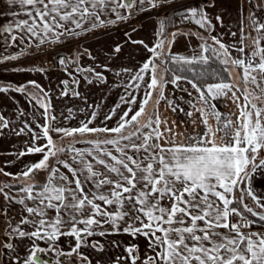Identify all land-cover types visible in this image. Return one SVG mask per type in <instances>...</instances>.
<instances>
[{
    "label": "snow or ice",
    "instance_id": "1",
    "mask_svg": "<svg viewBox=\"0 0 264 264\" xmlns=\"http://www.w3.org/2000/svg\"><path fill=\"white\" fill-rule=\"evenodd\" d=\"M170 0H147L152 8L166 5ZM9 4L19 3L21 6H28V20L16 25L20 31H26L31 38H39L43 44L49 34H53L59 41L64 32H73V29L66 28L65 23L70 22L76 28H82L81 20L95 16L98 24L102 25L99 19V11L107 8L109 3H115L117 8L131 9V2L124 0H8ZM145 3V0H140ZM249 8L255 4L257 8H264V0H242L239 8L244 5ZM215 7L214 0L202 8H188L181 16V22L191 21L201 29L214 30L211 18L206 8ZM112 11L115 13L116 9ZM77 16L80 19H77ZM117 20H125L127 17L116 13ZM216 21L223 23L222 17L217 15ZM247 20L251 22L252 29L256 32L252 40L251 55L248 56L244 43V27L242 21L241 47L236 49L245 54L246 59L230 58L234 67L243 69V81H249L260 87L264 81V23L257 22L254 16L249 13ZM114 23V21H110ZM166 25L160 22L157 36L160 37L154 48L149 51L153 59H160L164 53L166 43ZM57 29L64 31L57 32ZM7 31L11 32V29ZM79 33H77L78 35ZM184 33H172V40L167 41L169 49L175 42L178 35ZM186 35V34H184ZM233 36L236 33H232ZM15 41L17 37L11 36ZM23 39V37H21ZM213 43L224 50L227 57L228 51L218 37H212ZM133 43H143L133 41ZM39 47V44L37 45ZM147 47V46H146ZM199 56L180 57L167 56L168 59L179 63L192 65L194 63H208V57L204 53L209 51L208 46L201 45ZM160 50L159 52L157 50ZM117 52L120 48L115 49ZM215 52L216 50L213 49ZM22 49L19 55H25ZM17 55L0 58V64L7 60L15 61ZM258 58V62H257ZM161 60V63H165ZM61 65L66 61L61 58ZM227 64L228 60H222ZM158 65L153 60L143 64V67L133 77L136 81H143L142 73L151 71V82L147 88L151 89L146 93L144 99L139 102V108L133 109L131 105L136 104L135 97H121V101L129 107L120 116L118 125L114 128H90L88 120L82 123L79 128L67 129L57 128L51 125L56 119L52 116L49 120L48 112L50 103H43L40 106L44 109L46 123L38 125L42 129L43 138L47 143L43 146L33 144L28 147V153H41L42 159L24 170L21 175L25 180L34 179V173L40 170H48L47 181L43 184L28 183L20 189L25 195L22 198L13 197L5 192V187L0 186V194L5 201L11 204L13 201L22 206L23 212L20 219L13 222L8 216V209H0L4 218L8 220L4 235L7 239L0 237V264H46L40 255L46 252H56L57 255L72 256L76 254L81 261L86 257L82 256L80 249L91 246L96 251H104V245L97 240H90L94 236L105 237L107 235L127 234L133 239L143 236L148 241V249L151 254H145L142 258L139 254V247L135 244L125 246L127 256L116 257L115 264L125 261L127 264H264V197L257 196L251 189L252 177L258 170H264V159H257L264 149V108H258L249 99L251 93L245 88V103H239L237 89L233 91V85L227 82L208 84L201 88L194 80L183 76H174L171 81L165 79L164 75H158ZM14 71H25V69H14ZM28 71H42L40 68L28 69ZM81 71H85L81 69ZM87 71H93L88 69ZM224 71H229L225 68ZM258 72L260 81L252 73ZM96 78L103 80L100 73H95ZM180 80H186L188 84L198 93V100L201 106L192 105L194 111H188L185 115L189 118L199 113L200 121L205 125L206 131L203 134L184 135L174 133L173 128L168 126L166 119H161L159 112L153 109L150 115L146 116V108L153 99V92L159 89L155 104L165 99L163 87L165 83L176 85ZM91 83V78H88ZM66 86L68 81H63ZM38 89L47 96L39 84L29 81L26 85L9 87L0 85V93L7 94L10 91L27 94V88ZM139 88V84L135 85ZM264 92V87L260 88ZM236 103L239 115L233 120L215 111V106H210L209 98L215 100L220 96H228ZM61 95H67L62 91ZM79 95V93H75ZM191 95V93H189ZM259 100V96H253ZM169 107L175 112L178 105L168 101ZM120 108L117 104L113 109ZM183 111V109H180ZM71 113V109H69ZM131 113V115H130ZM21 115L23 113L21 112ZM96 113L92 114L95 119ZM141 118L145 122L141 123ZM216 121L214 128L209 124V119ZM111 119V116L107 117ZM10 121L0 116V131L9 128ZM175 121L172 122L175 125ZM195 124L196 120L193 119ZM135 126L134 131L125 134L130 126ZM25 128L28 125L25 124ZM141 129H151L144 133ZM55 131L63 136H74L79 133H114V138L94 142V150L87 154L76 152L72 157V164L66 161H59L63 168L71 173V179L60 172L56 167H50L49 160L56 157L58 152L65 149L57 148L49 132ZM28 131H32L28 128ZM165 132L172 138L166 137ZM24 133V129L16 132V135ZM176 136H183L178 140ZM34 141L41 139L38 134H33ZM127 141L122 144L121 141ZM111 145L113 149L105 150L101 145ZM132 153V154H130ZM25 155L24 152L19 153ZM91 157V160L86 159ZM94 161L95 163H93ZM75 165V167L73 166ZM100 167H96V166ZM3 169H0L2 172ZM4 175H10L4 173ZM249 184L246 194L255 204V208L244 202L245 189L241 188L239 199L235 197V191L241 184ZM90 184V187L88 185ZM74 185V186H73ZM235 203L243 206V211L234 207ZM256 209H259L257 211ZM249 213L250 219L244 213ZM238 217L235 222L232 217ZM108 224L111 232L104 229ZM27 225L31 231L23 226ZM83 225V227H80ZM226 230V231H221ZM61 236L75 238V245L70 252L64 253L56 250V242ZM29 239L31 246L27 249V255L21 257L17 252L15 241ZM37 241H43L47 247H40ZM114 245L119 242L112 241ZM50 264V262H48ZM62 264V262H58ZM91 264V261H89Z\"/></svg>",
    "mask_w": 264,
    "mask_h": 264
},
{
    "label": "crops",
    "instance_id": "2",
    "mask_svg": "<svg viewBox=\"0 0 264 264\" xmlns=\"http://www.w3.org/2000/svg\"><path fill=\"white\" fill-rule=\"evenodd\" d=\"M140 0H124L125 3L131 2L133 6ZM147 2V0H145ZM21 6L16 5V10ZM115 8L114 13L112 9ZM127 8H117L115 3H109L107 8L99 11V19L103 22L102 25L93 27L94 24H98L96 17L91 16L84 20H81L82 28H76L74 24L67 22L65 23L66 28L73 29L74 31L65 34H69L67 37L70 38V44L65 47L70 51V55L66 56L68 64L63 66L59 63V60L55 57L53 61L43 60L40 62H27L22 66L6 67L0 69V85L9 87L26 85L29 81H35L41 86L44 92L48 93L44 96L38 89L28 87L27 94L10 91L7 94L0 93V116H3L6 120L10 121L9 128L0 131V186L9 185L11 187H5L4 191L9 192L10 195L17 198H22L25 194L20 191L21 188L26 186L28 183L43 184L47 181L49 174L48 170H40L34 173V179L25 180L21 173L29 168L34 163L42 159L41 153H28L27 149L29 146L36 144L37 146H43L47 143V140L43 138L42 129L38 125H44L46 123L44 116V109L40 106L37 101L40 100L43 103H50V109L48 112L49 120L52 116L56 119L51 121V125L57 128H79L82 123H86L88 120L92 122L88 124L90 128H114L120 121V116L129 107L121 101V97H135L137 100L136 104L131 105L133 109L139 108V102L142 101L147 92L152 91L147 88V84L151 82V71L142 73L144 76L143 81H136L133 77L143 67V64L149 60H153V63L158 65V75L165 76V68L159 63L160 59H153V54L149 51L150 48H154L158 40L157 36L158 26L156 20L151 16H140L130 18L129 11ZM4 12V11H3ZM2 12V13H3ZM7 13V12H6ZM4 12V14H6ZM116 13L127 17L125 20H117ZM251 13L257 22L264 23V8H257L254 10V6L246 10V16L248 17ZM1 14V13H0ZM0 16L4 18V23L1 20L0 27V50L9 51L13 50V45L10 43V37L16 32H22L16 28V25L22 21L19 19L23 17L22 12L17 13L11 11L9 15ZM246 17V19H247ZM77 19H80L77 16ZM14 21L16 24L14 25ZM114 21V23H110ZM251 23V22H249ZM248 24L243 31L245 37L244 43L248 45L245 49L248 56L251 55L252 51V40L250 37H255L256 32L248 27ZM11 29V32L7 31ZM64 30V29H63ZM57 31V30H56ZM24 33V32H22ZM82 34L83 36L73 39L74 34ZM232 30H225L223 40H220L227 47L228 56L224 55V50L219 49L217 45L216 52H212L213 57L225 68H228L229 80L224 81L233 85V91H237L239 97V103L244 104V89L247 88L249 99L252 103H255L258 108H264V92H261L260 88L264 87V81H261L260 87L252 84L250 81L245 84L243 81V69L232 66L230 58L246 59L245 54L238 53L236 49L240 48L234 46ZM169 36V34L167 35ZM186 36V35H184ZM50 40H55L56 37L51 34ZM179 39V38H178ZM184 40V39H182ZM133 41H142L143 43H133ZM177 40V46L174 47L172 43L170 49L168 43H165L164 53L168 56H180V57H192L198 56L196 48L201 49L200 46H195L193 43L187 41ZM10 43V44H9ZM181 43V44H179ZM202 45H205L202 43ZM147 46V47H146ZM119 47L120 51L117 52L115 49ZM160 51L159 49L157 50ZM166 55V56H167ZM218 56V57H217ZM158 60V61H156ZM164 60V59H163ZM222 60H228L227 64H222ZM174 62V61H173ZM258 62V58H257ZM40 68L42 71H28V69ZM14 69H25V71H14ZM84 69L85 71H81ZM88 69L94 70L95 73H100L103 80L96 78L93 71H87ZM260 81V75L258 72L252 73ZM175 76V75H174ZM173 76V78H174ZM88 78H91L92 82H88ZM172 78V79H173ZM166 79V76H165ZM171 79V80H172ZM168 80V79H166ZM168 80V81H171ZM68 81L67 86L62 83ZM139 84V88L135 85ZM214 84V83H208ZM200 86L205 88L206 85ZM62 91H66L67 95H61ZM159 89L153 92V99L149 102L146 108V116L156 109L161 119L168 121V126L173 128L174 133H183L184 135H195L197 133L203 134L206 131L205 125L199 119V113H195L193 117L189 118L185 115L188 111H194L192 105L195 104L197 107L201 106V102L198 100V93L191 87L186 80H180L176 85L168 82L164 84L163 92L165 99L161 100L159 105L155 104V99L159 94ZM79 93V95H75ZM191 93V95H189ZM231 93L228 96H220L213 100L209 98L208 105L209 110H212L210 106H215V111H219L223 116L229 117L233 120L239 115V109L236 103L233 102ZM253 96H259L260 99H253ZM171 100L175 105H178L177 111H173L168 105V101ZM117 104H120V108L116 109L113 114V109ZM71 109V113L69 112ZM183 109V111H180ZM21 112L23 115H21ZM96 113L95 119H92V114ZM131 115V113H130ZM111 116V119L107 117ZM195 119L196 123L193 124L192 120ZM175 121V125L172 122ZM145 122V118H141V123ZM25 124L32 131H28L25 128ZM209 124L214 128L216 127V121L213 118L209 119ZM24 129V133L16 135V132ZM135 126L130 125L126 130L125 134L134 131ZM142 132H150L151 129H141ZM38 134L41 139L34 141L32 139L33 134ZM57 148L65 149L69 155L61 158L59 161H66L72 164V157L76 152H83L87 154L89 151L94 150V142L102 141L104 139L114 138V133H86V134H75L74 136H63L55 131L49 132ZM165 136L172 138L171 135L165 132ZM178 140H183V136H176ZM122 144L127 141H121ZM105 150L113 149L111 145H101ZM24 152L25 155L20 156L19 153ZM132 154V153H130ZM86 159L91 160V157ZM260 159H264V149L261 150L260 155L257 159L259 163ZM57 158L52 157L49 160L50 167H56L60 172L64 173L71 179V173L67 169L63 168L60 163H57ZM95 163L94 161H92ZM75 167V165H73ZM100 167V166H96ZM10 175H4V173ZM42 173V174H41ZM19 187L16 188L15 186ZM74 186V185H73ZM90 187V184L88 185ZM249 184H241L235 191V197L239 199L241 195L240 189H245L244 202L250 207L255 208V204L250 197L247 196L246 190ZM250 187L252 191L260 197H264V170H258L257 173L252 177ZM237 199V200H238ZM8 209V216L13 222L20 219L22 215H26L23 212L21 205L14 201L9 204L4 200L3 195L0 194V209ZM234 207L240 208L243 211V206L239 203H235ZM259 211V209H256ZM250 215L249 213H244ZM254 218V217H253ZM255 219V218H254ZM7 228L8 220L4 218L3 212H0V225ZM26 230L31 231L27 225L23 226ZM83 227V225H80ZM264 231V229H255ZM226 231V230H221ZM4 234V231H3ZM73 237L61 236L56 242V245L67 246ZM22 241H15L16 245H20ZM38 244L46 245L43 241H37ZM23 244H28V248L31 246L32 241L24 239ZM2 246V245H0Z\"/></svg>",
    "mask_w": 264,
    "mask_h": 264
},
{
    "label": "rangeland",
    "instance_id": "3",
    "mask_svg": "<svg viewBox=\"0 0 264 264\" xmlns=\"http://www.w3.org/2000/svg\"><path fill=\"white\" fill-rule=\"evenodd\" d=\"M213 0H170V2L166 5L152 8L151 5H149L146 1L145 3L141 4L140 1L136 2L135 6H132L131 10L129 11L130 18L132 16L140 17V16H151L156 20L158 30L160 28V22L163 21L165 23L166 27V43L167 41L172 40V33H184V34L178 35L175 38L174 47L177 46L178 43H176L177 40L181 41H187L190 43H193L196 47L202 45V43L206 44L209 48V53L212 55L213 49L217 47V44L213 43L212 37H218L220 40H223V35H225V30L228 28V30H232V33H236L235 36L232 35L234 46L237 45L240 46V38H241V27H242V21H243V27L244 30L248 24V27L251 29V23L246 19V10L250 9L246 4L244 5L243 9H240L239 6L242 3V0H214L215 7H209L206 8V12L211 18V22L214 25V30H205L201 29L198 25L191 21H184L181 22V16L184 14V12L188 8H202L208 3H212ZM20 5L19 3L16 4H9L8 0H0V16L4 15H10L11 11H14L17 13V10L19 13L22 12L23 17L20 18V21L28 20L31 22V17L28 16V6H21L19 9L16 10V5ZM254 10L257 9L255 4H253ZM4 11V12H3ZM3 12V13H2ZM219 15L222 17L223 23H219L216 21L215 17ZM1 20L3 21L2 25H5L4 18L2 19L0 17V27ZM262 22V21H259ZM66 23V22H61ZM14 25L16 22L14 21ZM247 27V28H248ZM64 31L63 29H57V32ZM13 32L15 34L17 39L13 41L10 39V43L13 45V50L9 51H1L0 50V58L2 57H8L12 55H17L19 58L15 61L7 60L4 63L0 64V69H4L6 67H15V66H22L26 64L27 62H40L43 60H51L53 61V58L60 59L61 57H65L70 55V51L66 49V45L70 44V38L67 37L69 34H65L59 37V41L56 43H53V40H50L49 37L51 34L48 35V38H45V42L43 44L39 43V38H31L26 31L22 32H16L14 29ZM169 34V36H167ZM83 36L82 34H74L73 39H76L78 37ZM23 37V39H21ZM160 38V37H159ZM179 38V39H178ZM184 39V40H182ZM9 43V44H10ZM39 44V47L37 45ZM181 44V43H179ZM172 45V44H171ZM173 46V45H172ZM24 50L26 53L25 55H19L21 50ZM197 55H200L201 49L198 47L196 48ZM216 50V49H215ZM216 52V51H215ZM214 52V54H215ZM239 53V51H238ZM205 55V53H204ZM168 56V55H167ZM167 56H161L160 60L168 59ZM213 56V55H212ZM218 57V56H217ZM158 61V60H156ZM172 61V60H171ZM173 62V61H172ZM160 64L161 61H159ZM176 63V62H174ZM203 63V62H199ZM61 155H63V158L67 157L69 153L66 152H58L57 153V160L61 158ZM57 162V161H56ZM53 165V163L51 164ZM50 165V166H51ZM42 174V173H41ZM238 199V198H237ZM236 220H238V217L233 216ZM4 226V224L2 225ZM105 230H108L111 232V228L108 224H105L104 226ZM90 240H97L100 241L104 245V251L99 252L96 251V249L92 248L91 246L88 247H82L79 251L82 254V256L86 257L85 260L81 261L80 257H78L76 254H73L72 256H68V261L70 264H89V261H91V264H115L116 257H124L127 256V253L124 251L125 246L129 244H135L139 247V254L143 258L145 254H151L148 249V241L143 236H138L137 238L133 239V237L127 235V234H117V235H107L105 237L100 236H94L89 238ZM117 241L119 242V245H114L111 242ZM76 241L75 238L71 240V242L67 246L74 247ZM28 249V244H23V241L20 243V245H17V252L20 254L21 257L26 256ZM71 250H67V252H70ZM121 264H125V261H121ZM127 264H130V261L127 262ZM139 264V261L137 262Z\"/></svg>",
    "mask_w": 264,
    "mask_h": 264
},
{
    "label": "trees",
    "instance_id": "4",
    "mask_svg": "<svg viewBox=\"0 0 264 264\" xmlns=\"http://www.w3.org/2000/svg\"><path fill=\"white\" fill-rule=\"evenodd\" d=\"M208 63H194L192 65L174 63L170 59H165V63L162 66L165 68L166 79L171 80L173 76H183L188 79L194 80L199 86H203L208 83H218L221 81H227L228 73L224 71V67L209 53L206 52ZM16 188L19 186L16 185ZM234 206V205H233ZM250 219H254L250 215Z\"/></svg>",
    "mask_w": 264,
    "mask_h": 264
},
{
    "label": "flooded vegetation",
    "instance_id": "5",
    "mask_svg": "<svg viewBox=\"0 0 264 264\" xmlns=\"http://www.w3.org/2000/svg\"><path fill=\"white\" fill-rule=\"evenodd\" d=\"M4 229L5 227L0 225V237L7 239V237L3 234ZM39 245L40 247H47V245H44V246L41 244ZM55 247L57 251H62L64 253H67V250H71V246L57 245ZM38 255H40L41 259L44 260L46 264H48V262H50V264H58V262H62V264H70L68 261V256L57 255L56 252H46L44 254H38Z\"/></svg>",
    "mask_w": 264,
    "mask_h": 264
},
{
    "label": "built area",
    "instance_id": "6",
    "mask_svg": "<svg viewBox=\"0 0 264 264\" xmlns=\"http://www.w3.org/2000/svg\"><path fill=\"white\" fill-rule=\"evenodd\" d=\"M61 58H63L66 61V63L63 66H67V64H68L67 58H65V57H61ZM233 222H235V220H233Z\"/></svg>",
    "mask_w": 264,
    "mask_h": 264
}]
</instances>
